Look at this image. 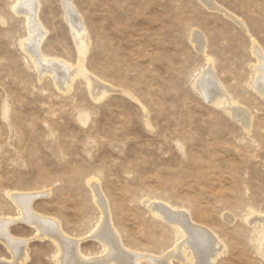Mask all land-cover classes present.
<instances>
[{
  "label": "rangeland",
  "instance_id": "obj_1",
  "mask_svg": "<svg viewBox=\"0 0 264 264\" xmlns=\"http://www.w3.org/2000/svg\"><path fill=\"white\" fill-rule=\"evenodd\" d=\"M16 1L0 0V216L19 213L9 191L47 192L35 209L84 237L85 252L101 251L86 239L100 217L88 184L96 178L130 247L160 255L175 245L180 233L150 207L163 200L224 241L216 264H264L262 228L246 221L264 214V96L253 87L252 52L253 42L264 50V0H216L245 25L201 0H73L89 39L86 74L107 89L99 100L84 75L67 91L40 76L20 46L27 27ZM40 2L44 52L76 69L61 0ZM208 58L251 113L248 127L195 89ZM11 232L29 240L23 264H57L56 244L33 226L17 222ZM191 256L173 263L194 264ZM0 258L11 259L2 242Z\"/></svg>",
  "mask_w": 264,
  "mask_h": 264
},
{
  "label": "bare ground",
  "instance_id": "obj_2",
  "mask_svg": "<svg viewBox=\"0 0 264 264\" xmlns=\"http://www.w3.org/2000/svg\"><path fill=\"white\" fill-rule=\"evenodd\" d=\"M201 1L207 7L224 11L228 17L245 25L241 17L229 12L216 0ZM61 2L64 18L72 30L78 49L77 68H73L71 63L63 59L52 57L44 52L42 45L48 35V28L39 16L40 0H17L14 4L13 10L24 16L27 27L26 35L20 41L21 49L32 59L40 76L49 74L56 86L63 91L70 89L76 76L84 75L93 97L99 100L106 95L107 89L105 85L100 84L101 82L86 74L84 58L88 51L89 39L83 17L73 0H61ZM192 39L196 47L205 54L207 44L203 34L196 30L192 34ZM252 52L257 57V63L253 67L255 72L253 87L264 96V50L258 43L253 42ZM223 83L215 71L213 60L208 58L206 66L195 80V89L208 103L221 107L231 117L248 127L253 118L251 113L233 98ZM88 184L93 192L94 201L99 207L100 217L89 230L86 239L98 242L101 245V251L85 252L81 245L84 237L69 234L61 220L35 209V200L47 192L9 191L8 195L18 207L19 213L17 216H0V242L5 244L11 252V259L0 258V264H23L29 257L27 248L29 240L17 237L11 232V226L17 222L33 226L38 237L48 238L56 244L57 264H174L173 259H180L181 262L189 259L187 249L191 251L190 259L194 264H216L217 259L226 253V244L212 229L197 223L189 210L173 206L163 200L151 201L150 207L156 217H160L176 228L180 237L175 245L163 254L138 251L125 242L115 224L109 200L99 180L90 178ZM225 219L232 222L234 217L226 213ZM247 219L250 225H259L262 228L259 252L264 258V214L253 211Z\"/></svg>",
  "mask_w": 264,
  "mask_h": 264
}]
</instances>
